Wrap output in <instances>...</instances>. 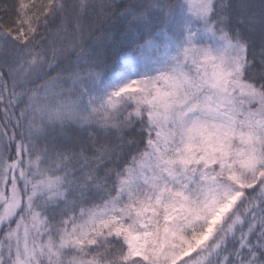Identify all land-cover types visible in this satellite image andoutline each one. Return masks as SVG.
Here are the masks:
<instances>
[{
	"label": "snow or ice",
	"instance_id": "obj_1",
	"mask_svg": "<svg viewBox=\"0 0 264 264\" xmlns=\"http://www.w3.org/2000/svg\"><path fill=\"white\" fill-rule=\"evenodd\" d=\"M0 264H264V0H0Z\"/></svg>",
	"mask_w": 264,
	"mask_h": 264
}]
</instances>
